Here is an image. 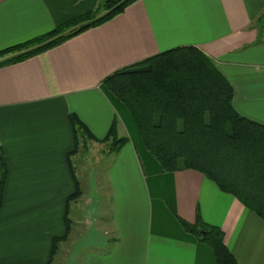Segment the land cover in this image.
Wrapping results in <instances>:
<instances>
[{"label":"crops","instance_id":"0c3cea01","mask_svg":"<svg viewBox=\"0 0 264 264\" xmlns=\"http://www.w3.org/2000/svg\"><path fill=\"white\" fill-rule=\"evenodd\" d=\"M104 0H0V50L42 35ZM264 0H136L111 20L0 66V148L9 176L0 264H217L185 229L197 212L222 228L239 264H264V219L195 169L166 171L125 104L103 83L116 70L194 45L235 90L234 106L264 123ZM104 138L114 120L128 142L109 152L81 138L70 115ZM82 158V159H81Z\"/></svg>","mask_w":264,"mask_h":264},{"label":"trees","instance_id":"16d2710c","mask_svg":"<svg viewBox=\"0 0 264 264\" xmlns=\"http://www.w3.org/2000/svg\"><path fill=\"white\" fill-rule=\"evenodd\" d=\"M135 1L104 0L96 9L42 35L1 49L0 66L34 56L99 26ZM260 21L264 22V16ZM103 83L128 108L145 146L166 171H200L264 219V123L235 108L234 87L214 59L194 45L177 46L116 70ZM70 120L75 148L68 155L76 191L68 199L66 234L54 239L52 256L70 231L69 205L81 192L70 159L79 150L81 138L109 143V152H119L129 140L119 134L116 120L104 138L95 136L76 113ZM8 176L9 166L0 148V218ZM181 222L212 248L217 264H239L225 243L222 228L203 221L199 211L195 223Z\"/></svg>","mask_w":264,"mask_h":264},{"label":"rangeland","instance_id":"374dc122","mask_svg":"<svg viewBox=\"0 0 264 264\" xmlns=\"http://www.w3.org/2000/svg\"><path fill=\"white\" fill-rule=\"evenodd\" d=\"M106 144H107V146H106V147H107V150L109 151V143H106ZM81 159H82V158H81Z\"/></svg>","mask_w":264,"mask_h":264}]
</instances>
